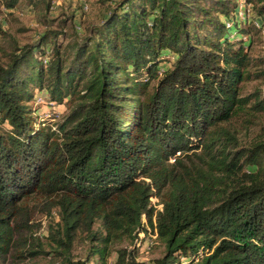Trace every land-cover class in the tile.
Listing matches in <instances>:
<instances>
[{
    "label": "trees",
    "instance_id": "1",
    "mask_svg": "<svg viewBox=\"0 0 264 264\" xmlns=\"http://www.w3.org/2000/svg\"><path fill=\"white\" fill-rule=\"evenodd\" d=\"M243 4L240 18L236 0H116L73 44L61 26L13 45L0 63V257L36 253L17 245L35 209H56L61 264L112 251L113 264H264V94L242 92L264 80V54L250 53L264 0ZM35 91L67 114L41 119ZM145 225L163 251L138 261L116 246Z\"/></svg>",
    "mask_w": 264,
    "mask_h": 264
},
{
    "label": "rangeland",
    "instance_id": "2",
    "mask_svg": "<svg viewBox=\"0 0 264 264\" xmlns=\"http://www.w3.org/2000/svg\"><path fill=\"white\" fill-rule=\"evenodd\" d=\"M242 4L241 11L244 17V4L243 0H236ZM116 0H36L37 4L29 0H21L13 10L5 6V0H0V26L5 30L6 35L0 36V63L7 61L6 54L13 50V45L22 46L24 44H31L37 40L40 35L46 30H58L63 26L66 34V43L73 44L76 40H80L88 33V28L92 25L98 24L103 17L108 13L110 8L114 5ZM48 3V7H46ZM250 10V5L246 9ZM247 9L248 14L250 11ZM247 43V42H246ZM250 53L253 56H261L264 54V32L253 33V43L251 45ZM259 88L261 93L264 94V80L250 81L242 85V92L247 94L252 90ZM37 96H45L44 91H35ZM33 106L37 107L36 114L43 119L49 120L51 123L56 124L62 117L67 114V104H37L33 102ZM259 121L264 124V116L259 118ZM257 129L259 127H256ZM256 129V130H257ZM256 130L242 131L241 138L251 139L256 133ZM243 139V140H244ZM52 215L35 209L28 225L30 234L25 235L19 241L21 245L17 247L26 254L27 250L36 251L31 256L19 257V252L12 249L6 256L0 257V264H61V256L51 251V241L49 239L50 225L54 224L57 220L56 209L51 211ZM151 234H141L140 245L137 246V260L145 261L162 254L163 246L157 239L152 237ZM152 242L149 251H143L142 247H146L147 243ZM88 241L85 234H78L76 237L71 254L73 257L83 258L88 247ZM117 248L128 247L133 248L130 243L124 242ZM114 247V249L116 248ZM116 257V252L112 251L108 257L107 264H113ZM89 264H99L97 257H94ZM181 264H187L183 260Z\"/></svg>",
    "mask_w": 264,
    "mask_h": 264
},
{
    "label": "built area",
    "instance_id": "3",
    "mask_svg": "<svg viewBox=\"0 0 264 264\" xmlns=\"http://www.w3.org/2000/svg\"><path fill=\"white\" fill-rule=\"evenodd\" d=\"M241 7H242V4H239V6H238V15H240L241 17L243 16V13H242V11H241ZM256 24V26H258V24L257 23H255ZM226 26L227 27H229L230 26V24L229 23H227L226 24ZM34 101H35V103H37V104H41V103H48V104H54V103H52V102H50V101H48L47 99H45V97L44 96H37V95H34ZM41 119H43L42 117H41ZM52 128L53 129H55V125H52ZM150 203H151V205L154 207V208H156V209H158V210H160L161 209V207H162V204L160 203V201H159V199L156 197V196H153V197H151L150 198ZM146 226V225H145ZM151 232H153V234H152V237L153 238H157V233H156V229H154L153 231L151 230V228L149 227V226H146V231H141V232H139L138 233V235H137V238L134 240V244H133V246H135V247H137V246H139L140 245V241H141V237H138L140 234L142 235V236H144L145 234H151ZM151 246H152V242H150L149 244L147 243V246L146 247H142V250L143 251H149L150 249H151ZM145 261H147V260H145Z\"/></svg>",
    "mask_w": 264,
    "mask_h": 264
}]
</instances>
